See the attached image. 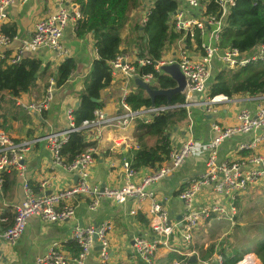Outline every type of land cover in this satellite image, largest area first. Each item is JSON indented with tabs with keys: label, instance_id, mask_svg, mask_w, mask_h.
Instances as JSON below:
<instances>
[{
	"label": "built area",
	"instance_id": "2783aa9c",
	"mask_svg": "<svg viewBox=\"0 0 264 264\" xmlns=\"http://www.w3.org/2000/svg\"><path fill=\"white\" fill-rule=\"evenodd\" d=\"M16 1L25 3L28 0H0V69L18 63L26 48L47 50L59 62L66 59L68 54L62 42L63 31L68 24L75 27L76 21L80 18L78 8L71 0H43L44 3L55 2V10L43 14L35 22L30 37L19 40V48L11 55H6L15 38L9 39L2 32V27L8 18V8ZM154 1L139 0L141 24L146 22ZM235 3L236 0H179L178 8L171 17V26L173 31L187 34L191 43L198 33L200 43L196 48L199 49V55H189L182 46L174 57L155 63L153 68L156 73H162L160 71L162 66L172 64L178 66L185 81V89L182 93L183 104L150 107L139 111L130 109L126 104V98L134 89V78L139 77L135 64L137 63L138 67H145L150 66L151 62L146 58L132 60L127 55L120 54L108 63L112 82L118 81L123 86L118 101L119 111L107 115L102 110H95L92 121H83L77 127L73 109H67L65 112L67 127L64 130L49 132L35 140L45 144L55 166L76 175V182L71 187L48 195H35L27 183H23L21 186L23 199L12 206L13 223L5 231H0V241L14 246L23 235L27 221L31 217H37L46 224L73 219L74 199L77 195H85L91 198L90 210L98 206L101 198L112 199L119 205L131 202L127 216L140 214L148 221L149 235H134L132 238L130 253L135 264H156V253L160 249L188 261L195 256L196 262L193 264L223 263L221 253H227L226 247H217L213 257L207 260L200 259L190 248L194 245V232L199 227L212 221L233 223L234 217L238 214L239 199L251 187L264 185V154L261 152L264 145V95L250 98L249 100L258 105L253 111L241 107L235 113L233 123L211 124L212 137L203 146L206 153L203 171L187 178L184 186L175 194L181 204L178 220L170 218L168 210L161 204L152 187L171 176L186 161L197 147L193 140H185L179 146L173 143L168 161L139 181L136 180L138 171L132 168L129 156L124 157L120 165L122 187L105 190L103 193L90 183V169L98 158L96 148L87 149L70 165L63 162L60 152L67 144L70 135L82 129L96 130L97 135L105 130L122 132L133 127L136 121L149 123L159 113L178 107L186 110L188 120L189 110L192 107L201 109L210 117L218 115L220 103L227 99L208 97L206 88L213 71L221 68H244L252 62L264 60V44L256 47L250 55L240 53L236 49L218 47L221 34L227 26V16ZM211 9L214 12H211ZM180 42L183 44L184 40ZM139 78L147 83L152 79L151 75ZM54 89L55 83L53 79H49L45 95L39 104L33 105L21 100H16L15 104L25 112L39 114L49 106ZM193 98L196 99V103L189 104L188 102ZM240 135L252 136L238 144L235 155L220 159L221 144ZM26 151H28L27 144L17 145L5 133L0 132V192L3 190L4 176L20 166L22 155ZM110 230L109 220H104L97 226L82 227L74 224L70 240L77 245L79 250L77 255L69 257L54 244L36 260V264H85V260L96 247L101 248L97 252L99 264H107L110 257L108 240ZM172 264L179 262L174 261ZM236 264L260 263L254 252H248L243 254Z\"/></svg>",
	"mask_w": 264,
	"mask_h": 264
},
{
	"label": "crops",
	"instance_id": "0c3cea01",
	"mask_svg": "<svg viewBox=\"0 0 264 264\" xmlns=\"http://www.w3.org/2000/svg\"><path fill=\"white\" fill-rule=\"evenodd\" d=\"M55 2L44 3L43 0H28L25 3L16 1L8 8V18L5 25L13 26L15 39L6 51L11 55L19 48V40L30 37L35 22L43 14L54 11ZM136 16H141L140 10H132L128 20L120 31L122 41L133 36L132 27ZM62 42L67 50L68 57L75 63V71L69 80L61 88H55L53 99L46 110L41 113L26 112L28 119L24 120L14 114L13 120L8 118L7 123L0 129L7 137L17 145L27 144L28 151L24 152L19 167L8 173L7 186L0 192V231L11 226L13 223L12 206L23 199L21 186L27 183L31 192L35 195H48L68 187H71L77 180L76 175L70 174L52 163L50 153L42 142L35 141L52 131H62L67 127L65 112L73 109L78 103V93L83 87L84 78L90 68L92 61L96 58L90 36L84 39L75 37L74 27L68 24L62 34ZM184 48L191 56L199 55L196 45L191 42H184ZM179 42L167 52L162 60L174 57L179 49ZM129 48V49H128ZM120 50L132 60L136 59V49L122 43ZM22 58L38 59L43 65L48 64L49 70L55 72L59 61H56L47 50H33L26 48ZM43 83L38 82L35 90L22 94L17 100L37 105L44 97ZM135 88V86H134ZM123 86L120 82H112L102 94V111L107 115H113L119 111L118 101ZM220 99V98H219ZM248 96H239L220 103L219 113L210 117L197 107H192L190 119L181 128L173 130L171 139L179 146L185 140L191 139L196 143V149L186 161L169 177L158 182L152 187L161 204L168 210L171 219H179L181 204L175 194L184 186L187 178L201 173L204 169L206 153L203 146L212 137L211 124L217 122L221 125L233 123L235 113L246 107L254 110L258 105ZM20 109V108H19ZM98 131L87 129L86 134L89 141L96 142L98 158L95 159L90 169V183L100 193L105 190H116L122 187V173L120 169L121 160L127 157L133 148H136V136L134 127L122 132L105 130L97 135ZM252 135H240L224 141L219 150L220 159H227L235 155L239 143L247 141ZM154 137H145L144 141L148 146L155 143ZM261 152L264 154V145ZM163 163L162 165H164ZM153 169L142 168L137 170V181L151 173ZM43 185V186H42ZM91 198L85 195H77L74 199L75 216L71 220L46 224L37 217H31L23 235L14 246L0 241V264H36L52 245L64 251L69 257L72 253L66 247L70 241V235L74 224L79 226H97L104 220H109L111 230L109 233L110 257L107 264H135L130 253L132 238L134 235H149L147 227L139 223L136 216H127L131 208V202L119 205L112 199L101 198L98 206L90 210ZM7 227V228H5ZM163 250H158L156 258L163 256ZM159 253V254H158ZM167 253V252H165ZM168 254V253H167ZM162 260V259H161ZM85 264H99L98 253L93 250L85 260Z\"/></svg>",
	"mask_w": 264,
	"mask_h": 264
},
{
	"label": "trees",
	"instance_id": "16d2710c",
	"mask_svg": "<svg viewBox=\"0 0 264 264\" xmlns=\"http://www.w3.org/2000/svg\"><path fill=\"white\" fill-rule=\"evenodd\" d=\"M78 8L80 18L74 27L75 37L84 39L91 37L96 58L84 78L83 87L79 91L78 103L73 114L75 125L79 127L83 121H92L93 112L101 110L103 103H93L91 99L102 100L103 91L112 83L108 63L122 54L120 47L124 43L120 31L128 20L132 10H138L139 0H71ZM179 0H155L151 13L144 24L141 16H136L132 27L133 36L128 43L136 49V58H146L150 66L138 67L135 64L139 77L151 75L148 82L151 89L167 90L175 87V83L165 74L156 73L153 65L162 60L180 40L190 42L187 34L173 31L171 17L178 8ZM214 12L213 9L210 10ZM2 32L9 38L15 37V30L11 25H4ZM185 36V38H184ZM193 43L199 46L198 33L194 36ZM264 44V0H236L235 6L227 16V26L224 28L218 47L221 49H236L240 53L252 54L259 45ZM75 71V63L71 58H66L59 63L55 72L49 70V65H43L38 59L22 58L15 65L0 69V129L7 123L8 118L13 120L14 114L21 119H28V114L16 106V100L22 95L35 90L38 82L43 83L46 92L48 80L53 79L55 88L63 87ZM209 98L224 97L227 100L239 96L256 98L264 95V60L252 62L250 65L239 69H215L209 85L206 88ZM45 95V94H44ZM169 103L171 106L184 103L182 94L172 95ZM126 104L132 110L139 111L152 107L150 99L144 90L135 87L127 96ZM167 105V99L158 96L154 100V107ZM188 122L187 112L184 108L165 110L153 117L149 123L136 121L134 133L136 148L128 154L133 169L151 168L153 170L166 163L172 149L171 135L174 129H179ZM87 129L72 133L66 145L61 149V157L67 165L89 148H95L96 142L89 141ZM154 137L155 143L148 146L145 137ZM14 174L13 171H11ZM8 175L4 176L5 189ZM239 212V205H237ZM136 219L144 226L148 221L143 215L138 214ZM237 217H234L236 220ZM12 224V223H11ZM7 228V227H5ZM8 229V228H7ZM6 230V229H5ZM253 251V241L242 245H233L224 241L219 247L227 248V253H221L222 264H236L243 254L254 252L259 263L264 264V237ZM206 245V247H204ZM66 247L75 257L78 253L74 241H68ZM216 244L197 240L190 250L195 251L202 260H207L215 254ZM193 264L175 254H168L163 263ZM140 264V263H136Z\"/></svg>",
	"mask_w": 264,
	"mask_h": 264
},
{
	"label": "rangeland",
	"instance_id": "374dc122",
	"mask_svg": "<svg viewBox=\"0 0 264 264\" xmlns=\"http://www.w3.org/2000/svg\"><path fill=\"white\" fill-rule=\"evenodd\" d=\"M123 42L125 46L130 47L127 39H124ZM179 45L182 47V42H179ZM195 49L199 51L198 48ZM238 205L239 212L233 223L212 221L199 227L194 232V243L197 240L199 243L206 242L216 244L219 247L224 241L238 246L253 241L251 250L254 251L263 239L261 237H264V185H257L248 189L239 199ZM160 254L163 256L160 255L159 258H156V264L163 263L168 255L164 250Z\"/></svg>",
	"mask_w": 264,
	"mask_h": 264
},
{
	"label": "water",
	"instance_id": "95a60500",
	"mask_svg": "<svg viewBox=\"0 0 264 264\" xmlns=\"http://www.w3.org/2000/svg\"><path fill=\"white\" fill-rule=\"evenodd\" d=\"M160 71L167 75L174 83L175 87L172 89H167V90H154L151 89L148 85L147 82L143 81L139 77L134 78V86L137 88H140L144 90L145 94L147 97L150 99L152 107H154V100L158 96H163L167 99V105H170L169 100L172 95L176 94H182L184 89H185V81L183 76L181 75L178 66L176 64L168 65V66H162L160 67ZM209 84H207L208 86ZM93 103H100L101 100H95L91 99ZM189 104H194L196 103V99L193 98L191 101L188 102ZM77 178V177H76ZM96 252H99L101 250L100 247L94 248ZM190 262L195 263L196 262V257L192 256L190 258Z\"/></svg>",
	"mask_w": 264,
	"mask_h": 264
}]
</instances>
